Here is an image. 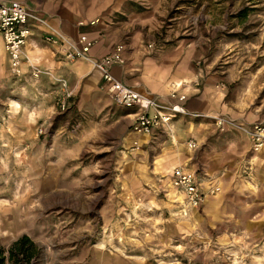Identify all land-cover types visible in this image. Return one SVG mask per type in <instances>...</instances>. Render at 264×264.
<instances>
[{
	"label": "rangeland",
	"instance_id": "obj_1",
	"mask_svg": "<svg viewBox=\"0 0 264 264\" xmlns=\"http://www.w3.org/2000/svg\"><path fill=\"white\" fill-rule=\"evenodd\" d=\"M35 1L84 22L78 28L96 44L106 33L125 46V57L137 48L146 54L188 48L192 67L223 94L226 110L218 114L231 122L227 129H218L215 115L193 117L208 118L216 136L246 134L238 127L264 122V0ZM31 72H14L0 60L5 250L25 234L41 251L33 264H86L96 252L152 264H264L261 227L260 236H252L230 220L221 235L197 226L172 233L182 223L179 214L189 216L168 195V173H150L155 143L173 141L172 126L158 129L146 152L137 153L127 141L132 119L126 108L106 95L101 103L109 98L107 105L96 97L82 109L79 91L62 78ZM63 98L64 110L58 107Z\"/></svg>",
	"mask_w": 264,
	"mask_h": 264
},
{
	"label": "crops",
	"instance_id": "obj_2",
	"mask_svg": "<svg viewBox=\"0 0 264 264\" xmlns=\"http://www.w3.org/2000/svg\"><path fill=\"white\" fill-rule=\"evenodd\" d=\"M26 5L42 13L51 25L74 40H77L81 34L93 38L90 36L91 33L80 30L77 26L78 21L66 11L48 10L35 0H27ZM107 36L106 33L103 34L99 43L92 48L91 54L94 57L99 58L118 45ZM0 48V54L3 53L2 56L0 55V60L5 57L11 67L1 37ZM23 50L38 69L49 70L62 78L73 93L79 91L80 108L84 109L92 104L96 97L99 98L100 104L106 101L105 105L110 103L109 98L101 103V98L106 96L107 92L100 73L85 60H67L64 57L63 47L57 43H47L41 30L33 31ZM126 57L129 60L126 65L112 68L113 75L118 80L139 92L152 94L159 104L174 102L175 100L169 99V94L175 91L185 96L184 105L192 114L175 115L171 122L174 140L161 139L155 143L157 148L150 167L151 175H165L175 166L184 165L190 171L198 170L207 175L203 180V187L218 185L221 188L220 193L206 196L199 206L189 209L188 218H183L180 213L178 217H181L182 223L178 224L172 233L179 227L189 231L200 227L221 235L220 228L230 220H234L233 224L242 226L244 230L250 229L252 236H260V227L264 229V197L260 195L261 191L264 192V152L250 153L252 145L247 134L230 131L216 136L215 127L208 118H193L196 117L195 115L212 116L225 111V101L221 91L216 90L215 85L210 82L211 79L202 77L192 67L191 53L186 47L178 46L152 54H146L137 48L135 51L127 52ZM12 69L20 74H24V71L31 72L28 64L24 62ZM126 110L125 115L131 118L133 110ZM152 136L151 138L138 136L131 131L127 141H130L134 151L144 153L146 150L143 149L150 144ZM190 139L199 142L203 149L196 152L189 150L186 142ZM134 142L137 143L136 147ZM144 158L145 155L140 156V159ZM142 176L145 178V175ZM167 186L169 197L173 198L174 202L178 203L177 207L181 208L183 195L172 186ZM255 228L257 230L254 231ZM95 255L98 259L95 257L86 264H152L147 260L131 259L135 255H130L131 258L120 254H102V252H96Z\"/></svg>",
	"mask_w": 264,
	"mask_h": 264
},
{
	"label": "built area",
	"instance_id": "obj_3",
	"mask_svg": "<svg viewBox=\"0 0 264 264\" xmlns=\"http://www.w3.org/2000/svg\"><path fill=\"white\" fill-rule=\"evenodd\" d=\"M27 0H0V37L3 40L4 50L8 56L12 68H17L21 62L28 64L34 77L48 72L41 71L24 53V44L33 34L35 29L44 33V40L49 44L61 45L64 49V57L69 61L85 60L93 69L97 70L103 82L106 84L107 95L112 101L126 109L133 110L130 115L131 131L138 136H151L156 129H168L175 115H192L184 105L185 96L175 91L169 94L170 100L167 104H159L150 93L139 92L127 86L113 75L114 66H124L126 63L125 46L115 45L108 53L96 58L91 54L96 44L94 38L81 34L77 40L70 38L62 30L51 25L42 13L32 10L26 5ZM90 22V25H94ZM78 27L85 26L84 22L77 23ZM65 83V81H63ZM68 95V94H67ZM66 100L63 98L58 102V107L64 110ZM194 115V114H193ZM220 130L231 122L221 114L213 116ZM244 131L251 140V153L264 152V122H255L248 128L238 127ZM198 142L190 139L186 142L189 150L198 148ZM134 146L137 143L134 142ZM207 175L198 170L190 171L184 165L175 166L166 178V184L180 191L183 195L181 212L188 214V210L199 206L206 196H212L220 191V186L212 185L203 187Z\"/></svg>",
	"mask_w": 264,
	"mask_h": 264
},
{
	"label": "trees",
	"instance_id": "obj_4",
	"mask_svg": "<svg viewBox=\"0 0 264 264\" xmlns=\"http://www.w3.org/2000/svg\"><path fill=\"white\" fill-rule=\"evenodd\" d=\"M40 253L38 245L24 234L7 250L0 245V264H33Z\"/></svg>",
	"mask_w": 264,
	"mask_h": 264
}]
</instances>
